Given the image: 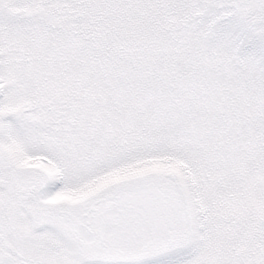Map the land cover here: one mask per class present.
<instances>
[{"label": "snow or ice", "instance_id": "1", "mask_svg": "<svg viewBox=\"0 0 264 264\" xmlns=\"http://www.w3.org/2000/svg\"><path fill=\"white\" fill-rule=\"evenodd\" d=\"M0 264H264V0H0Z\"/></svg>", "mask_w": 264, "mask_h": 264}]
</instances>
